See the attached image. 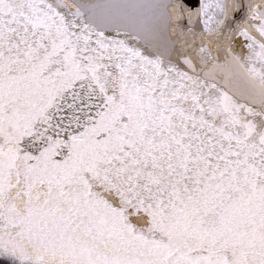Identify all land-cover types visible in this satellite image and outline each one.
I'll list each match as a JSON object with an SVG mask.
<instances>
[{"label": "snow or ice", "instance_id": "obj_1", "mask_svg": "<svg viewBox=\"0 0 264 264\" xmlns=\"http://www.w3.org/2000/svg\"><path fill=\"white\" fill-rule=\"evenodd\" d=\"M0 264H264V0H0Z\"/></svg>", "mask_w": 264, "mask_h": 264}]
</instances>
